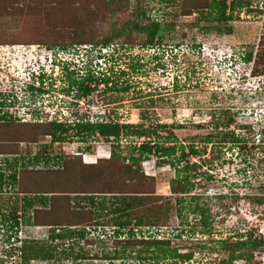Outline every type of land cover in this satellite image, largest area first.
Here are the masks:
<instances>
[{
    "label": "rangeland",
    "instance_id": "1",
    "mask_svg": "<svg viewBox=\"0 0 264 264\" xmlns=\"http://www.w3.org/2000/svg\"><path fill=\"white\" fill-rule=\"evenodd\" d=\"M181 1L129 0L127 11L114 15L105 8L95 20L100 37L135 19L144 24L148 17L161 26L162 39L144 47V34L133 32V44L122 46L124 39H117L113 48L102 50L41 44L53 20L32 9L29 0H0V116H15L17 124L38 119L66 126L57 140L44 136L35 144H21L17 158L0 156L5 179L13 170L33 166L42 146L51 162L34 166L60 168L59 156L79 155L82 163L84 158L93 163L109 159L118 145L115 151L122 159L132 153L130 147L147 140L120 135L111 145L96 133L77 129V124H142L155 132L148 140L155 142L159 136L164 147H176L175 159L181 147L184 153L190 147L198 151L189 156V165L196 167L187 174L177 172L181 166H158L153 156L140 164L144 182L152 183L158 197L155 213L162 217L167 211V218L141 231L168 247L147 252L139 245H115L141 235L123 230L117 236L104 212L103 221L88 228L87 238L55 242V254L68 257L60 254L59 260L30 264H264V246L253 251L250 245L254 239L264 242V135L259 123L264 120V76L251 75L264 34V0H242L248 5L235 8L228 21L218 20L217 8L182 16ZM137 9L145 17H135ZM248 54L250 63L238 59ZM91 75L98 83L88 81ZM84 87L92 92L79 96ZM227 120H232L229 126ZM185 175L193 185L189 193L173 194L172 182ZM16 189L11 183L0 189V264H22L19 242L48 236L49 228L31 224V210H18L19 225L10 228L12 206L25 199ZM75 202L85 205L80 197ZM196 203L207 210L206 227L191 211Z\"/></svg>",
    "mask_w": 264,
    "mask_h": 264
},
{
    "label": "trees",
    "instance_id": "2",
    "mask_svg": "<svg viewBox=\"0 0 264 264\" xmlns=\"http://www.w3.org/2000/svg\"><path fill=\"white\" fill-rule=\"evenodd\" d=\"M29 1L30 5L33 6L32 9L45 13L49 19L53 20L49 32L45 34V40L39 41L51 48L64 49L74 46L77 48L95 47L104 50L113 48L112 43L117 39H124L122 46H128L133 44L129 39L133 32L144 34V41L140 43L144 47H154L162 39L160 35L161 26L148 17L144 24H142V21L140 23L135 19L131 23L123 24L121 28L119 27V30L113 27L110 35H102L101 37L97 35L95 20L101 17L100 14L105 11V8H107L109 15L127 11L129 0ZM136 1L139 3V0ZM241 2L242 0H182L180 15L191 16L196 12L217 8L218 20L228 21L232 19L235 8H241L245 4L248 5ZM134 13L135 17L139 19L145 17L144 13L139 12L138 9ZM50 16L53 18H50ZM68 19L69 21H67ZM243 56L238 59H242L247 63L251 62V54ZM253 61L254 64L251 70L253 78L264 76V34L261 36L256 58ZM92 76L88 78V81L98 83L99 79ZM99 82L100 85H103L101 81ZM262 85L264 90V80ZM81 91L79 96L83 97L92 92L88 87L82 88ZM231 122L232 120H227L225 126H229ZM259 123H261L260 132L264 135V120H260ZM76 126L77 129L85 132L91 131L93 134H98L111 145L119 140L120 135L138 136V138L147 140L130 147L132 153L122 157V159L115 151L118 145L113 146L109 159H98L94 161L95 163H82L79 155L59 156L56 159L61 162L60 168L34 166L39 163L48 165L51 162L49 155L45 154V148L42 146L32 159L33 166L28 164V166H23L17 172L13 170L10 175H7V179H5V173L0 172V189L5 184L11 183L17 188L16 193L25 198L19 206L16 204L12 206L10 211L12 225L10 228H17L19 225L20 218L17 216V212L21 209L32 211L29 218H31L33 226L49 228L45 240L34 239L19 242L20 247L17 250L20 254L21 263L30 264L33 261L49 262L54 258L61 259L60 254L65 255V253L55 254L58 248V243L55 244V242L66 240L79 242L87 238L88 228L97 225L100 220L103 221L104 212L111 216V220L107 223L115 227L114 232L117 236L123 230H127L131 235L133 230H137L136 232L141 235L136 239L132 235L129 239L115 241V245L123 244L126 248L139 245L147 252L151 248L169 245L166 241L157 240L150 236L149 238L144 237L141 231V228L147 226V224L155 226L161 220L167 218V211H162V217L159 216L160 212L155 213L154 207L158 205V197L154 193V186L151 187L152 183L144 182L146 177L141 171L140 164L143 160H148L149 157L153 156L158 158V166H163L166 163L174 168L181 166L180 169H177V172L187 174L188 171L194 170L196 167L194 164L189 165L188 161L189 156H197L198 151L196 148L190 147L188 152L184 153V149L181 147L180 155L175 159L173 157L176 155V147L172 145L164 147L163 143L158 141L161 138L159 136H156L158 140L155 142L148 140L151 136H154L155 132L148 129V127L145 128L142 124H119L107 120L88 125L77 124ZM65 130L66 126L57 121L43 123L35 121L17 124L15 118L2 115L0 116V156L17 158L20 155L21 144L26 146L35 144L44 136L57 140L56 134H62ZM134 154L136 155L134 156ZM52 160L55 159L52 158ZM125 161L128 163L125 164ZM148 179L152 180L151 178ZM192 186L187 175H185L180 180L177 178V181L172 182L171 190L173 194L184 195L189 193ZM94 195L102 196V198L98 199ZM79 197L82 198L85 205L75 202L76 198ZM151 198L154 199V203L150 201ZM182 203V199H179L180 209L183 208ZM196 204V207L191 211L193 214L200 216L201 224L206 227L208 225L207 210L198 203ZM96 211L100 213L96 214ZM134 220L133 227L128 228ZM243 244L242 242L236 245ZM250 245L253 251L258 249L261 251L264 242L261 239H254L250 242ZM68 256L67 253L64 257ZM74 256L76 260L82 259V255Z\"/></svg>",
    "mask_w": 264,
    "mask_h": 264
},
{
    "label": "built area",
    "instance_id": "3",
    "mask_svg": "<svg viewBox=\"0 0 264 264\" xmlns=\"http://www.w3.org/2000/svg\"><path fill=\"white\" fill-rule=\"evenodd\" d=\"M8 114H9V113H8ZM9 116H11V117H13V118H15V119L17 118V117H15V116H12V115H9ZM26 117H27V116H26ZM35 121H38V122H40L38 119H36ZM35 121H34V122H35ZM24 122H28V121L24 120ZM29 122H32V121H29Z\"/></svg>",
    "mask_w": 264,
    "mask_h": 264
},
{
    "label": "clouds",
    "instance_id": "4",
    "mask_svg": "<svg viewBox=\"0 0 264 264\" xmlns=\"http://www.w3.org/2000/svg\"><path fill=\"white\" fill-rule=\"evenodd\" d=\"M230 60H231V59H230ZM229 62H231V61H229ZM28 122H29V121H28ZM28 122H26V123H28ZM33 122H34V121H33ZM59 123H60V122H59ZM82 156H83V155H82ZM83 161H84V160H83ZM84 163H87V162L84 161ZM94 163H95V162H94Z\"/></svg>",
    "mask_w": 264,
    "mask_h": 264
},
{
    "label": "bare ground",
    "instance_id": "5",
    "mask_svg": "<svg viewBox=\"0 0 264 264\" xmlns=\"http://www.w3.org/2000/svg\"><path fill=\"white\" fill-rule=\"evenodd\" d=\"M84 161H85V158H84ZM86 164H88V163H86Z\"/></svg>",
    "mask_w": 264,
    "mask_h": 264
},
{
    "label": "crops",
    "instance_id": "6",
    "mask_svg": "<svg viewBox=\"0 0 264 264\" xmlns=\"http://www.w3.org/2000/svg\"><path fill=\"white\" fill-rule=\"evenodd\" d=\"M6 116V115H5Z\"/></svg>",
    "mask_w": 264,
    "mask_h": 264
}]
</instances>
